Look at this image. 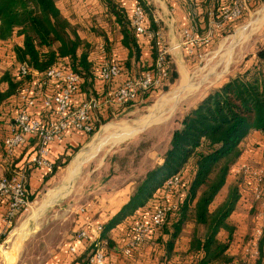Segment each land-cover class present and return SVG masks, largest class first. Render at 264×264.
<instances>
[{
    "label": "rangeland",
    "instance_id": "374dc122",
    "mask_svg": "<svg viewBox=\"0 0 264 264\" xmlns=\"http://www.w3.org/2000/svg\"><path fill=\"white\" fill-rule=\"evenodd\" d=\"M57 4L71 26L85 39L90 60L109 56L110 46L111 54L120 56L115 39L119 31L117 26L111 28L100 13L96 17H89L91 25L81 22L80 18L88 16L87 5L81 1L57 0ZM181 4L186 16L181 15L174 4L165 3L164 7H160L157 4L153 6L150 1L146 5L152 9V13H157L155 26L150 29L159 33V38L168 49L171 64L178 74L177 79L167 89L161 87L153 90L147 99L138 98L128 105L106 108L100 116L105 118L111 114L110 117L102 120L98 130L93 133H79L83 135L69 141L66 138L71 134L67 135L61 151H58V157H52L54 165H58L52 176L45 177L49 173L47 169H39L37 173L32 170L36 173L32 186L30 176H27L30 205L17 217L13 227L2 235L0 264H67L72 258L74 262H82L81 259L91 254L93 244L84 245V249L81 246V254L73 255L69 243L74 241L78 231L87 221L104 227L116 216L135 191L138 182L150 169L162 162L170 146L172 133L180 126L182 117L219 84L256 62L257 51L264 48V0H248L243 16L214 31L211 42L207 44H201V41L199 44H188L183 29L193 28L194 38L203 39L209 26L221 22L217 9L228 4V0H220L219 8L215 9L208 7V3L202 7L200 0L189 1V5L182 1ZM95 6L100 8L98 4ZM102 31L110 33L113 40L110 46L100 48ZM20 39L14 36L0 43L1 89L6 87V83L1 81L2 76L8 71L17 72L20 62L16 60L13 45L19 44ZM144 41L141 42V59L146 54L152 58V42L147 44L148 48H144ZM141 64L132 61L129 69L135 74L139 73ZM129 75L122 74L119 81ZM98 84L102 86L99 81ZM177 89L180 91L174 103L172 99ZM10 100V104L0 107V120L6 119L4 123L14 115L18 103L17 98ZM3 122L1 124L5 126ZM248 138L242 141L241 154L230 168L231 185L222 188L210 205V210L227 204L235 185L242 183L246 200L244 203L249 206L246 210L250 209L249 220L255 224L250 225L252 228L262 224L263 219L259 213L263 203L256 200L253 194L252 178L237 175L234 170L241 164H250L264 170V134L261 132ZM82 153L86 156L81 159L80 169L70 177L71 168ZM32 171L29 170L28 175ZM170 198L175 200L178 195ZM157 199L158 203L167 200L162 193L157 194ZM239 200L242 202L241 197ZM82 207L85 208L84 212L80 211ZM119 225L108 233L110 237L114 238L115 234L118 237L131 234L129 223L123 221ZM193 227L192 223L188 224L182 236L190 237ZM197 231L198 234H204L206 228L199 225ZM249 232L247 239L252 230Z\"/></svg>",
    "mask_w": 264,
    "mask_h": 264
},
{
    "label": "trees",
    "instance_id": "16d2710c",
    "mask_svg": "<svg viewBox=\"0 0 264 264\" xmlns=\"http://www.w3.org/2000/svg\"><path fill=\"white\" fill-rule=\"evenodd\" d=\"M79 1L85 3L88 9V16H83L82 21L102 13L111 28L119 27V33L122 34L121 44L128 50L125 57L118 58L116 54H111L112 41L110 42L104 31L101 33L100 44L103 47L110 46L109 56L112 57L106 55L105 58L118 62L122 74H135L129 68L132 61L138 62V65L141 62L143 39L141 40L142 37L136 34L131 25V13L136 3L141 4L147 15L148 28L155 26L152 9L146 6L147 2L94 0L92 3V0H74L77 3ZM181 1L189 5L190 0ZM200 1L202 7L208 3L210 8H219L220 0ZM231 1L228 0V4ZM95 4L103 10L100 12ZM228 4L217 9V13ZM14 36L21 38L19 44L13 45L18 62L39 72L55 65L79 72L83 78L81 89L86 94L97 95L105 88L98 84L96 75L100 59L90 60L85 39L71 26L57 0H0V43L9 41ZM150 49H154L150 53L152 58L141 64L140 72L154 66L158 53L155 42H152ZM165 59L168 80L163 88L167 89L177 79L178 74L171 64L169 54ZM1 79L6 87L0 88V107L10 104V98L17 97L23 83L31 81L32 74L22 76L18 72L8 71ZM156 89L158 88L147 90L140 98L147 99ZM130 103L133 101L122 106ZM110 115L105 118L100 116V121H105ZM99 125L100 122L95 123L93 132L98 130ZM252 131L264 134V48L257 51L256 62L219 84L182 117L180 126L172 133L170 146L162 162L150 169L138 182L135 191L122 205L119 213L103 227L99 239L105 241L109 251L115 250L117 245L108 233L123 221L129 223L128 228L131 231L130 225L133 221L148 217L158 202L157 194L163 193L165 180L179 174L181 182L177 192L175 191L178 195L177 207L168 214L163 226L157 230L159 237H166L165 258L168 260L177 255L179 251L175 250V245L185 232V227L192 223L193 232L185 252L190 257V264H233L236 256L229 252L233 228L228 221L240 198L238 184L235 185L227 204L213 211L210 210V205L225 185L231 166L241 154V142ZM57 167L58 165H53L45 177L52 176ZM199 225L205 226L204 234H198ZM222 229L229 231L227 240H221L218 236ZM263 243L264 231L259 244L260 256L254 264H264ZM88 256L81 259L80 263ZM236 263L245 264L244 258H237Z\"/></svg>",
    "mask_w": 264,
    "mask_h": 264
},
{
    "label": "built area",
    "instance_id": "2783aa9c",
    "mask_svg": "<svg viewBox=\"0 0 264 264\" xmlns=\"http://www.w3.org/2000/svg\"><path fill=\"white\" fill-rule=\"evenodd\" d=\"M192 1V0H190ZM248 0H232L222 7L219 16L221 22L209 26L203 39L194 38L193 28L183 29L188 44H207L211 42L214 31L228 22L239 19L247 8ZM131 25L136 34L146 41L155 42L158 53L151 69L127 76L119 81L122 68L118 62L100 57L96 70L102 90L97 95L82 91L83 78L79 72L62 65L51 66L39 72L19 63L17 72L22 76L32 74L31 81H25L17 95L18 103L15 113L2 126L0 121V160H7L9 171L0 175V244L2 235L9 231L17 217L30 205L27 184L28 171L33 169L53 168L50 157V146L62 143L72 133L91 134L96 122H100V114L106 108L122 106L128 101H135L151 88H161L168 80L166 55L168 49L159 38V33L148 28L149 22L143 6L136 3L132 8ZM100 48L102 44H99ZM30 151L28 152V149ZM21 157V158H20ZM20 159V160H19ZM234 172L240 176H249L253 180V194L256 200L263 203L259 217L264 220V170L250 164H241ZM181 176H170L164 182L163 195L167 200L155 205L152 213L135 220L131 226V234L122 249L126 257L133 256L141 244L154 233H157L169 213L177 207V200H170L179 188ZM81 212L85 208L80 209ZM103 226H95L96 238L88 258L81 264H104L109 252L105 241L99 239ZM264 231L263 224H257L249 238L243 244L245 264H253L260 255L259 244ZM87 229H81L75 240L87 241ZM84 249V246H82ZM73 255L81 254V246L69 247Z\"/></svg>",
    "mask_w": 264,
    "mask_h": 264
},
{
    "label": "crops",
    "instance_id": "0c3cea01",
    "mask_svg": "<svg viewBox=\"0 0 264 264\" xmlns=\"http://www.w3.org/2000/svg\"><path fill=\"white\" fill-rule=\"evenodd\" d=\"M91 1V0H90ZM94 0H92L93 3ZM133 1V0H131ZM150 1H152L153 6L154 4L158 5V6H162L164 7L165 3H169L170 5L174 4V7L179 10V13L181 15H185L186 13L184 12V9H182V1H177L174 0L169 1H161V0H147V3H149ZM59 6V5H58ZM167 7V6H166ZM174 8V9H175ZM163 9H167L168 8H163ZM100 12L103 10L102 7H100L98 9ZM156 12V10H155ZM102 14V13H100ZM153 16L155 17L154 20L157 21V13H153ZM186 16V15H185ZM82 22V18L79 19ZM86 20V19H85ZM85 22H87L88 25L90 24L89 19H87ZM104 24V23H103ZM117 29L119 30V27H117ZM107 35L109 37V40L112 41L113 39L109 36L110 33ZM121 38H122V34L119 33L118 31V36L115 38L117 40V47H119L120 49V56H118L119 58H123L127 55L128 50L121 44ZM102 41V39H100ZM142 40V39H141ZM143 41V40H142ZM145 42V46L144 48H148L147 44L149 43L148 41H144ZM116 47V46H115ZM149 55V54H148ZM147 54L144 57V59H141V63L145 64L147 61L151 60V57L148 56ZM261 132L260 131H252L245 139H249L248 137H250L251 135H256ZM83 134H79V133H72L71 135H69L66 138V141H69L75 137H80ZM244 139V140H245ZM62 144H64L63 142L61 144L58 143H54L51 144L50 146V157L52 159L58 157V151H61V146ZM63 147V146H62ZM242 147V142L240 144V149ZM31 148L28 149V152L30 151ZM64 149V148H63ZM21 158V157H20ZM1 159V158H0ZM20 160V159H19ZM9 164L7 163V160H0V175L2 174V172H7L9 171ZM37 173V171L39 169H34ZM32 171V170H31ZM35 171H32L28 176H30L29 178V182L30 185L32 186V182L34 179V176H36L34 173ZM231 175H229L227 177L226 183L222 188H228L231 185V180L229 179ZM242 183L239 184V192L240 194H243V189H242ZM222 191V189H221ZM218 197V196H217ZM242 198V202L240 200H238L235 209L233 210V212L231 213L230 217H229V226L230 227H234L233 231H232V241L230 244V248H229V252L232 255H235L236 258L233 261V264H237L236 260L237 258H243V244H244V240L247 239V236L249 235V230H253V224H251V221L249 220V215L248 212H250V209L247 211L246 209L249 208V206L244 203L246 200H244L245 197V193L240 196ZM240 199V198H239ZM242 203V204H241ZM262 224L264 225V220L262 221ZM97 225V223L94 222H86V225L83 226L81 229H87V233L89 236V239L87 241H77L74 239V241L72 240V242L69 243V247L71 245H77V246H84L85 247L88 244H93L95 238H96V231H95V226ZM250 225H253L252 228H250ZM120 226V225H119ZM80 229V230H81ZM159 233H155L152 236L148 237L142 244L141 246L138 248V250L133 254V256H131V258H127L125 255H123L122 253V249L125 246L128 238L130 235H125L124 237H118L114 236V240L117 243V248L115 250H111L108 252L107 254V258L104 264H190V257L185 254L188 244H189V240L190 238L187 236H182L181 239H179L175 245V250L179 251L177 253V255H174L172 258L170 259H166L165 258V240L166 237H159L158 236ZM219 238L222 240H225L228 236H229V231L228 230H224L222 229L219 233ZM68 256L70 257V255L68 254ZM81 264L79 261L74 262V259H70V262L67 264Z\"/></svg>",
    "mask_w": 264,
    "mask_h": 264
},
{
    "label": "bare ground",
    "instance_id": "6f19581e",
    "mask_svg": "<svg viewBox=\"0 0 264 264\" xmlns=\"http://www.w3.org/2000/svg\"><path fill=\"white\" fill-rule=\"evenodd\" d=\"M228 53H229V51H228ZM181 89H183V88H181ZM179 91H180V89H177V91L174 93L175 95H174V97H173V101L174 100H176L177 99V97H178V94H179ZM165 103V102H164ZM174 103H175V101H174ZM173 104V103H172ZM154 111H156V110H153V112ZM164 111V110H163ZM152 112V113H153ZM119 139V138H118ZM92 146V145H91ZM90 148V147H89ZM86 155L84 154V153H82L79 157H78V161L75 163V164H73V166H72V168H71V176L70 177H73L77 172H78V170L80 169V166H81V162H82V160L81 159H83L84 157H85ZM29 220V219H28ZM28 220L26 221V223L25 224H27L28 223ZM25 224H24V226H23V228L25 227Z\"/></svg>",
    "mask_w": 264,
    "mask_h": 264
}]
</instances>
